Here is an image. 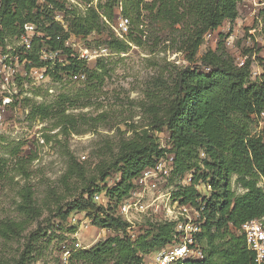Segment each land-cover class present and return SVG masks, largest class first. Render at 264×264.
Listing matches in <instances>:
<instances>
[{"label": "trees", "instance_id": "16d2710c", "mask_svg": "<svg viewBox=\"0 0 264 264\" xmlns=\"http://www.w3.org/2000/svg\"><path fill=\"white\" fill-rule=\"evenodd\" d=\"M66 0H3L0 20V44L7 36L18 35L25 22L34 23L42 37L35 38L33 50L26 60L38 67L46 66V75L61 79L63 73L87 74V81L101 83L103 75L86 69L85 64L71 58V50L64 42L73 35H88L101 29V14L112 19L123 16L129 21L126 32L128 42L140 45L139 36L148 25L168 28L174 50L181 52L188 63L172 74L169 83L157 93H147L143 103L144 122H126L125 132L119 138L110 157L98 167L97 176L84 187L79 197L59 208L56 216L71 223L72 213H85L92 225L106 228L115 234L95 243L89 249L71 252L69 264H143L145 256L157 253L177 242L174 221L151 223L132 234L131 224L119 212L121 203L136 187V179L146 168L153 167L160 159H167L172 166L173 182L190 173V181L176 183L171 201L192 204L202 199L200 216L204 219L196 242L202 257L187 259L176 264H254V256L241 232V224L259 218L264 224V127L258 134L251 133L253 122L264 115V68L251 80V60L242 65L219 44L207 49L200 57L201 71L196 54L206 33L215 31L225 20L237 16L239 0H105L88 9L84 15L72 13L67 29L54 19L53 13L62 10ZM120 4L121 10L118 11ZM102 8V12H99ZM261 33L264 36V8L258 12ZM136 32V33H134ZM59 37V38H57ZM115 42V43H114ZM118 51L128 48L124 40L112 42ZM43 44L60 49L69 60L66 65L50 69V62L41 61L36 53ZM92 88L79 89L73 95L60 94L50 104L30 106L28 118L52 119L53 126L62 135L96 131L106 115L100 113L87 117L85 113H67L68 106L76 108L87 104ZM168 133V148L161 147L155 132ZM202 155V156H201ZM68 172L80 179L78 168L69 165ZM115 178H111L112 175ZM243 189L236 193L231 188V178ZM5 178L0 166V181ZM200 184L208 185V194L199 192ZM100 194L104 201H93ZM17 205L21 220H0V238L11 240L20 237L39 215L30 189L21 190ZM76 223L66 228L73 234ZM49 234V241L53 236ZM30 235L26 243L28 252L35 238ZM56 239V236L52 238ZM31 245V246H30ZM30 246V247H29ZM61 249V246H60ZM0 264H9L1 260Z\"/></svg>", "mask_w": 264, "mask_h": 264}, {"label": "rangeland", "instance_id": "374dc122", "mask_svg": "<svg viewBox=\"0 0 264 264\" xmlns=\"http://www.w3.org/2000/svg\"><path fill=\"white\" fill-rule=\"evenodd\" d=\"M77 2L81 7L66 0L62 10L53 13L54 19L64 29L72 13L84 15L88 9H96L98 4L104 5L105 0ZM259 10L247 0H239L236 18L225 20L215 31L204 35L195 65L201 71H207L200 65V57L207 49H216L221 44L236 63L239 58L250 57V78H258L254 71L264 68V36L261 33ZM99 12H102V8H99ZM100 19L102 25L99 31H92L88 35L71 34L66 46L71 50V58L82 61L88 70L102 73L101 83L88 82L87 74L83 71L79 74L63 73L61 79H53L46 74L39 78L42 67L30 64L25 58L33 47L30 51H23L17 45V35L6 37L5 44L15 57L18 74L9 91L0 87V166L5 176L0 181V220L23 218L17 210L23 188L30 189L34 205L39 210L38 217L20 237L11 240L0 238V259L9 264H69L68 258L65 261L62 256V243L72 248L73 243L78 241L83 247L81 249H89L115 234L109 229L92 225L85 213L79 215L78 222H71L78 223L77 229L73 234H67L66 228L71 223L60 220L56 212L59 208L65 210L69 202L79 197L84 187L97 176L98 167L109 159L110 151L115 150L119 138L130 134L125 132V123L145 121L146 113L144 115L140 106L147 103V93L160 91L165 83H169L177 68L188 64L183 54L174 50L167 40L173 34L170 29L158 28L161 26L159 24L155 27L145 26L139 35L141 44L135 45L128 42L126 34L118 30V16L108 19L101 14ZM129 28L128 21L127 32ZM115 38L127 42L128 48L118 51L116 44L112 46L111 43ZM37 49L38 55L42 53L40 47ZM57 63H51L50 69L55 70V64L60 65ZM85 87L93 89L86 106H68L66 112L85 113L87 117L103 113L106 115L101 123L104 126H99L96 131L62 135L58 132L59 128L53 126L52 119L28 118L33 103L50 104L60 94L73 95ZM6 97L9 104L2 110ZM263 127L264 115H261L253 122L251 133L258 134ZM154 134L160 146L168 148V133L162 131ZM70 164L81 171L83 176L80 179L68 172ZM190 173L176 182L171 180L170 175L158 176L154 180L155 188L141 189L139 194L148 208L144 212L128 215L130 233L135 234L140 227L146 228L151 223L167 220L169 208L175 209L168 195L176 190V183H188ZM258 185L264 190L261 179ZM231 188L236 193L243 192L236 184L235 176L231 178ZM198 189L200 193L208 194L204 184H200ZM190 214L193 215V211ZM81 223L83 225L80 227ZM50 233L56 239L52 237L49 241ZM30 235L35 241L28 252L29 248L25 245L30 243ZM143 264H155L154 255L145 256Z\"/></svg>", "mask_w": 264, "mask_h": 264}, {"label": "built area", "instance_id": "2783aa9c", "mask_svg": "<svg viewBox=\"0 0 264 264\" xmlns=\"http://www.w3.org/2000/svg\"><path fill=\"white\" fill-rule=\"evenodd\" d=\"M74 5H81L77 0H67ZM251 5L256 8H264V0H247ZM3 7V0H0V20H1V10ZM121 10L119 6L118 11ZM63 26V25H62ZM118 30L123 33H126L128 30V19L123 16H118L117 22ZM67 29V28H66ZM119 35H121L118 32ZM42 37V34L38 32L37 26L31 22H25L20 29L19 34L17 35V45L23 51H30L32 44L35 38ZM59 38V37H57ZM7 38L3 39V44H0V87L5 90L14 86L15 80L18 74L17 63L15 62V57L11 53L10 47L5 43ZM65 46L67 40L64 42ZM67 47V46H66ZM42 53H39V58L44 59V62H59L57 64L66 65L68 64L67 55L63 53L60 49H52L48 45L43 44L40 46ZM49 53V54H47ZM63 59L65 61H60ZM246 57L239 58L238 65H242ZM42 61V60H41ZM43 71L40 72L39 78L44 76L46 71V66L42 67ZM261 71L257 68L254 71L255 76H259ZM9 104V99L6 97L3 100V107ZM263 115V113H262ZM172 171L171 163L167 159H160L155 163L153 167L144 169L136 179V187L131 191L129 197H127L120 205L119 212L125 220L130 223L128 217L132 212H144L148 206L143 203V196L139 194L141 189L155 188V181L158 176L167 177ZM190 181V179H189ZM208 189L209 186L206 185ZM168 195V194H167ZM168 195V199H169ZM93 201H104V198L95 193L93 195ZM171 200V199H170ZM175 205V209L172 210L169 208L167 220L175 222V232L177 237V242L174 245L165 247L164 249L159 250L157 253H154V263L155 264H176L181 263L187 259H198L202 257V251L200 246L196 242V235L201 231V224L203 223V218L200 216V210L203 209L202 199L198 198L195 200L197 205H200V209H197L195 205L192 204H180L178 201H171ZM190 211H193V215L190 214ZM80 214L72 213L71 222H78ZM78 224V223H77ZM83 224H80V227ZM79 227V228H80ZM241 232L244 236L247 248L253 253L254 264H264V224L262 219L254 218L248 221H245L241 224ZM83 248L80 243L77 241L73 243V247L70 248L68 244L62 243L61 253L64 256V260L70 256L71 252L77 249Z\"/></svg>", "mask_w": 264, "mask_h": 264}]
</instances>
